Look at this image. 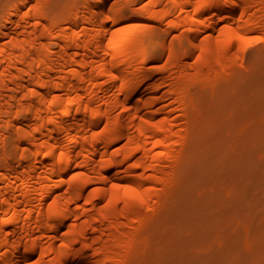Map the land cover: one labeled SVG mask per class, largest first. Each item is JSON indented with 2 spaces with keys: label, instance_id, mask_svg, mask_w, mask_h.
Returning a JSON list of instances; mask_svg holds the SVG:
<instances>
[{
  "label": "bare ground",
  "instance_id": "bare-ground-1",
  "mask_svg": "<svg viewBox=\"0 0 264 264\" xmlns=\"http://www.w3.org/2000/svg\"><path fill=\"white\" fill-rule=\"evenodd\" d=\"M150 2L180 30L157 73L123 0H22L0 23V264H128L187 151L189 84L231 69L264 28V0Z\"/></svg>",
  "mask_w": 264,
  "mask_h": 264
},
{
  "label": "rangeland",
  "instance_id": "rangeland-1",
  "mask_svg": "<svg viewBox=\"0 0 264 264\" xmlns=\"http://www.w3.org/2000/svg\"><path fill=\"white\" fill-rule=\"evenodd\" d=\"M123 1L125 23L148 27L145 65L157 73L167 59L161 42H178L180 30L169 25V13L151 15L160 6L150 0ZM20 2L0 0V23ZM179 44L181 54L190 48ZM231 66L208 85L189 84L198 109L187 151L168 189L136 222L144 246L128 264H264V28L247 35Z\"/></svg>",
  "mask_w": 264,
  "mask_h": 264
}]
</instances>
